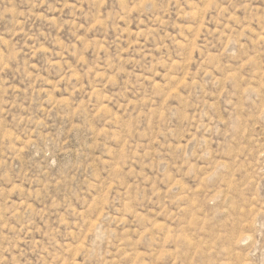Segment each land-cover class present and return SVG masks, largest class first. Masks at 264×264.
Returning <instances> with one entry per match:
<instances>
[{
  "label": "rangeland",
  "instance_id": "rangeland-1",
  "mask_svg": "<svg viewBox=\"0 0 264 264\" xmlns=\"http://www.w3.org/2000/svg\"><path fill=\"white\" fill-rule=\"evenodd\" d=\"M0 264H264V0H0Z\"/></svg>",
  "mask_w": 264,
  "mask_h": 264
}]
</instances>
